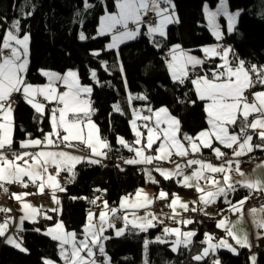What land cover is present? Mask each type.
Masks as SVG:
<instances>
[{
	"label": "snow or ice",
	"instance_id": "6c2138e0",
	"mask_svg": "<svg viewBox=\"0 0 264 264\" xmlns=\"http://www.w3.org/2000/svg\"><path fill=\"white\" fill-rule=\"evenodd\" d=\"M82 3L86 10L94 7L89 0H82ZM243 11H230L229 0H219L215 10L205 3L203 12L207 28L216 43L201 46L198 50L171 42L169 26L181 22L174 0H109L104 14L99 17L96 35L88 36L81 31L78 36L81 41L110 37L111 42L106 49L115 50L118 58L121 45L147 38L153 48L163 53L162 60L171 81L186 88L182 93L183 98L178 96L174 103L195 106L199 102L202 105L206 127L196 134H189L183 131L181 119L169 106L153 108L147 93H129V105L139 100L148 102V106L132 108L130 125L134 141L129 143L124 137H117V143L122 148L134 153L132 157L124 159L125 164L156 165L151 171L145 168L149 182L158 183L152 176V171H156L165 180L180 178L177 180L179 186L194 189L199 194L197 200L191 202L194 205L191 208L188 202L172 194L167 206L171 209L169 218L175 224L186 227L196 222L182 218L179 210L201 211L211 216L206 210L221 200L228 205L221 213L227 211L238 217L233 221L221 215L216 227L225 233L224 237L217 239L204 233L202 243L206 246L192 256L197 264L216 256L221 249L233 255H239L240 249H247L252 253L248 257L250 264H258V255L252 252L250 233L244 227V205L254 194L264 192V162L256 166V174H246L241 168V158L257 149L264 152V62L245 59L232 45L222 43L225 32L219 23L220 17L225 18L227 34L231 35L237 32L238 19ZM28 15L31 13H25V16ZM260 15L264 17V10ZM30 43L31 35L23 31L21 19L13 20L0 37V190L7 194L8 185L36 189L35 192L11 193L10 198L19 203V211L22 212L18 223L9 215L12 211L10 208L0 207V213L5 214L0 222V238L22 253L28 252L23 238L18 235L25 231V221L38 224L40 218L53 220L48 212L62 214L57 193L66 192L67 188L60 182L61 173H67L68 183H73L77 165L100 164L101 159H106L108 152L112 151V145L93 120L97 111L93 107V87L82 84L77 69H67L63 73L38 69L46 82H31ZM196 51L202 55L195 54ZM91 55L99 57L101 52L94 50ZM100 65L109 75L118 71L127 87L126 70L119 59L117 65L111 67L105 60H101ZM150 72L151 68L146 66L145 74ZM90 79L96 85L103 86L95 69L90 70ZM21 100L34 110L36 115L33 118L38 124L48 120L50 131L38 128L41 137L33 138L31 133H26V138L17 143L14 135L19 125L14 113ZM112 107L116 113L125 114L119 103ZM254 136L259 143H253ZM81 145L90 150L88 156L73 154L83 150ZM204 149L210 150L220 163L202 158ZM226 150H231V153ZM173 157L185 162H176ZM160 163H173L175 167L161 168ZM186 169L192 170L189 173ZM239 189H246L248 195L234 203L229 197ZM46 190L57 207L44 209L28 202L29 196L44 195ZM100 199L97 196L89 200L90 204L101 210L98 214L88 211L81 233L68 230L63 220H56L43 231L44 236L58 243L59 258L63 264H113L106 251V242L113 238L106 235L109 229L114 230L118 238L133 230L147 233L163 223L157 215L147 211L154 198L149 197L143 189L137 190L134 197L121 198L118 207L110 206L107 200L98 205ZM157 199L169 200V193L161 190ZM141 210H145L144 215L139 214ZM248 214L255 228L260 230L255 233L256 239H264V204L252 207ZM117 221L122 223L121 227H117ZM14 224L15 234H9ZM32 230L41 231L40 228ZM195 237V230L184 231L181 227L165 226L154 241H144L145 256L150 243L170 244L171 251L176 253L181 248L190 250ZM43 264L55 262L44 259ZM144 264H148L147 259ZM211 264H221L219 257L212 259Z\"/></svg>",
	"mask_w": 264,
	"mask_h": 264
},
{
	"label": "trees",
	"instance_id": "16d2710c",
	"mask_svg": "<svg viewBox=\"0 0 264 264\" xmlns=\"http://www.w3.org/2000/svg\"><path fill=\"white\" fill-rule=\"evenodd\" d=\"M89 2L94 7L86 10L82 0H0V37L4 28L15 19H21L23 31L31 35L29 75L31 82L40 84L44 81L38 69L61 73L67 69H77L81 74L82 84L93 87V107L97 109L93 120L112 145V151L108 152L106 164L77 166L75 181L63 183L67 191L59 193L62 206L60 218L68 230H74L78 234L85 225L89 207L87 199L73 200L71 197H86L91 200L99 196L101 199L97 202L101 205L103 200H107L110 206H116L122 196L133 194L140 188H148L155 195L161 190L169 193V200H162L164 205L165 202H170L172 194H177L181 198L192 197L194 194L192 190L179 186L175 180H165L154 172L152 176L158 183H151L142 167L123 163L124 158H130L132 153L117 143V137H124L129 143L134 139L129 127L131 114L127 92L147 93L153 108L169 106L181 119L183 131L189 134H196L206 127L205 113L199 102L195 106L174 103L178 96L183 98L182 93L186 88L177 86L171 81L162 60L163 53L153 48L147 38L121 45L119 58L115 50L106 49L109 37H97L86 41L78 39L81 31L88 36L96 35L99 17L104 14V8L109 0H104L103 3L101 0H89ZM218 2L219 0H174L181 22L169 26L171 42L180 43L183 47L194 50L213 43L214 37L205 27L203 5L207 3L210 8H215ZM236 9L244 10L238 19L237 32L227 34L224 20L221 19L225 32L223 42L232 45L245 59L264 62V17L260 15L264 10V0H229V10ZM25 13L31 15L25 16ZM94 50H99L101 55L92 56L91 52ZM195 54L201 53L196 51ZM118 59L126 70L124 76L128 82L127 87L118 71H113L109 75L100 65V61L105 60L111 67L117 65ZM146 66L151 68L149 74H145ZM91 69L97 71L103 86L96 85L90 79ZM115 103L121 105L124 115L114 111L112 105ZM35 115L34 110L21 100L14 113L19 125L14 135L17 143L26 138V133H31L33 138L41 137L42 133L38 128H43L45 132L49 131L48 120L45 119L42 124H38L33 118ZM21 128L23 130H20ZM20 188L18 185L10 186V190L18 191ZM96 189L101 191L97 192ZM247 195L246 190L239 189L231 195V199L236 202ZM163 205L158 208L164 210ZM185 214L196 221L183 228L197 232L190 250L181 248L173 253L170 244L150 243L145 256L144 241L146 239L154 241L161 235V226L149 229L147 233L128 231L118 238L115 237L113 230L109 229L106 235H111L113 238L106 242V251L112 258L113 264H144L145 259L148 260V264H197L192 256L204 247L202 243L204 233L209 232L214 236L219 234L215 225L216 215L206 216L201 211ZM50 222L43 220L38 224H24L25 231L21 237L24 247L28 249L27 253L3 244L0 239V264H43L44 259L61 262L58 243L44 236L42 232L32 230L43 229V226ZM121 226L122 223L117 221V227ZM239 252V255H233L229 251L222 250L218 251L217 257L221 264H250L248 250L240 249ZM257 255L258 264H264V253L259 252ZM200 264H211V262L207 258Z\"/></svg>",
	"mask_w": 264,
	"mask_h": 264
},
{
	"label": "crops",
	"instance_id": "0c3cea01",
	"mask_svg": "<svg viewBox=\"0 0 264 264\" xmlns=\"http://www.w3.org/2000/svg\"><path fill=\"white\" fill-rule=\"evenodd\" d=\"M216 8V7H215ZM206 19V18H205ZM224 20V19H223ZM225 21V20H224ZM225 24V23H224ZM205 27L207 28V20H206V23H205ZM208 29V28H207ZM226 30H227V26H226ZM222 31H223V28H222ZM111 42V40H110V37H109V43ZM216 43V41H215V38H214V42L213 43H211V44H209V45H213V44H215ZM222 43H224L223 41H222ZM200 55H202V53L200 54ZM63 73V72H62ZM46 81L44 80L42 83H45ZM41 84V83H40ZM129 94V92H127V95ZM132 95H138V93H131ZM148 106V104H146V102L145 101H139V100H134L133 102H132V104L130 105V114H131V112H132V108H146ZM130 120H131V115H130V119H129V127H130V130H131V125H130ZM139 123V122H138ZM49 131H50V129H49ZM142 131H146V130H143L142 129ZM131 133H132V131H131ZM132 135H133V137H134V134L132 133ZM134 139H135V137H134ZM134 139H133V141H134ZM260 141L254 136V140H253V143H259ZM83 150L82 151H76V152H74L73 154H75V155H81V156H88L89 154H90V150H88V149H86V148H84V146L83 145H81L80 146ZM63 150H65V151H71L70 149H63ZM226 151H228L229 153H231V150H226ZM134 155V153H132V156ZM249 155H253L254 157H255V159L253 160V162H252V166H251V170H250V172L249 173H246V174H256V173H254V169H256V166L258 165V164H260V163H262V162H264V152H262V151H260V150H255L253 153H250ZM131 156V157H132ZM211 157H213L212 156V154H211V152H210V150H208V149H204L203 150V157L202 158H205V159H211ZM246 157V156H245ZM189 158H201V157H189ZM99 159V158H98ZM125 159V158H124ZM173 159L176 161V162H179V163H181V164H183L184 162L183 161H181V158H178V157H173ZM105 159H101V163L104 161ZM178 160V161H177ZM123 163H124V161H123ZM125 164V163H124ZM83 166V165H87V166H90L91 164H87V163H82V164H79V165H77V166ZM76 166V167H77ZM138 166H140V167H142L143 169H144V171H145V168H147L148 170H152L156 165H148V166H144V165H138ZM159 167H161V168H168V169H172V168H174L175 167V164H173V163H160L159 164ZM191 170L192 169H186V171H188L189 173L191 172ZM152 172H154V173H156V174H158L159 175V173L158 172H156V171H152ZM67 173H66V175H63V172L61 173V177H60V182H61V184L63 185V183L64 182H68V180H67ZM180 178H174L173 180H175L176 182H177V180H179ZM178 184V183H177ZM179 185V184H178ZM10 186L11 185H8L7 187L9 188V192L6 194V193H4L2 190H0V207H7V206H3V205H5V203H7V202H12L10 205H11V207H12V211H11V213L9 214L11 217H13L14 218V220L18 223V220H19V217L22 215V212H20L19 211V208H20V205H19V203L18 202H16L14 199H12V198H10V196H11V193H20V192H24V191H27V192H35L36 191V189L34 188V187H29L28 189H24V188H20V190H18V191H15V190H10ZM20 187V186H19ZM184 188V187H183ZM185 189H188V190H192L193 191V196L192 197H188V198H185V197H180L181 198V200L183 201V202H188L189 203V207L191 208V207H193L194 205H192V201H194V200H197V198H198V196H199V194L198 193H196L195 192V190L194 189H191V188H185ZM244 190H246V189H244ZM247 191V190H246ZM144 192L145 193H147V195H149V197H152V198H154V202L156 201V200H160V199H157V197H158V194L157 195H155V194H153V193H151L150 191H148V190H144ZM248 192V191H247ZM260 195H262L263 197H264V192H262V193H259ZM44 195H47V198H46V200H39V199H37V197L39 196V195H33V196H29L28 198H27V200H28V202H30V203H32L34 206H37V207H42V208H44V209H50V208H54V207H57L55 204H53L52 203V201H51V198H50V193L46 190V193L44 194ZM57 195H58V197L60 198V200H61V196H60V194L59 193H57ZM43 196V195H42ZM123 198V197H122ZM230 199H231V196L229 197ZM121 200V199H120ZM120 200H119V202H120ZM162 201V200H161ZM235 203V202H234ZM169 204V202H165V204L163 205V207H165V209L164 210H162L161 208H160V210H158V211H153L152 210V206H153V204H152V206L149 208V209H147V211H151L152 213H154L155 215H157L158 217H159V215H164V222H166V225L168 226H172V225H174L173 224V222H171L168 218H169V215H168V211L170 210V208L167 206ZM261 204H264V202L263 203H261ZM261 204L260 205H258L257 207H259V206H261ZM118 205H119V203H118ZM118 205H116V206H113V207H118ZM215 208H221V209H227V207H228V205H226V204H224L223 202H222V200L221 201H217V203L215 204V205H213ZM7 208H9V207H7ZM89 210H91L92 212H94V213H99V211L101 210H98V211H94V210H92V209H88V211ZM249 210L250 209H246V208H244V227H245V229L250 233V240H251V242H252V244H253V247L254 246H258V245H263L264 244V239H256V236H255V233L257 232V231H260V230H258V229H256L255 228V226H254V224L252 223V220H251V217H250V215L248 214L249 213ZM88 211H87V213H88ZM165 212V213H164ZM189 212H191V211H189ZM48 215H51L52 217H53V220H51V222L50 223H47V224H45L44 226H43V229L44 230H46L47 229V227H50V226H52L54 223H55V221L56 220H61V218H60V215H58L57 213H54V212H48L47 213ZM139 214L140 215H144L145 214V210H141L140 212H139ZM212 215L211 216H213L214 214L213 213H211ZM215 215H216V223H217V221H218V219H220L221 218V215L220 214H217V213H215ZM218 215V216H217ZM223 216H225V214H222ZM87 216V215H86ZM5 218V214H3V213H0V222H2L3 221V219ZM189 218V217H188ZM238 217L237 216H234L233 215V218L231 219V220H233V221H235L236 219H237ZM190 219V218H189ZM44 219L43 218H40V221L39 222H41V221H43ZM167 221H170V222H167ZM120 222V221H119ZM25 223H30V222H28V221H25ZM24 223V224H25ZM86 223V222H85ZM164 225V224H163ZM166 225H164L163 227H165ZM216 225V224H215ZM14 226V231H15V224L13 225ZM163 227L161 226V233L160 234H162V229H163ZM217 228V227H216ZM42 229V230H43ZM41 230V231H42ZM218 232H219V234L216 236V237H221L222 235L224 236V232L223 231H221V230H219L218 229ZM217 232V233H218ZM23 233V232H22ZM22 233H19L18 235H22ZM113 233H114V230H113ZM14 234H15V232H14ZM211 235H213L212 233H211ZM214 236V235H213ZM2 241H3V238H0ZM169 239H173V238H169ZM231 242V241H230ZM3 244H5L4 242H3ZM7 245V244H6ZM9 246H11V245H9ZM222 250H224V249H221L220 251H222ZM225 251H227V250H225ZM61 262H63L62 260H61ZM55 263H57V264H60L59 262H55Z\"/></svg>",
	"mask_w": 264,
	"mask_h": 264
},
{
	"label": "built area",
	"instance_id": "2783aa9c",
	"mask_svg": "<svg viewBox=\"0 0 264 264\" xmlns=\"http://www.w3.org/2000/svg\"><path fill=\"white\" fill-rule=\"evenodd\" d=\"M229 158H231V155L229 156ZM253 159H254V156H252V155H249V156H246L244 158L243 157L241 158V160L243 161L242 164H241V168H242L243 171H245L247 173L250 172ZM211 160H212V162H214L216 164L220 163V161L215 160L214 157H211ZM181 161H184V160L181 159ZM46 198H47V195H43V196L39 195L37 197V199H39V200H46ZM86 202L89 204V206L92 209H94V210L99 209L97 206L90 204L89 203V199H87ZM263 202H264V197L262 195H260L259 193H257V194H254L252 196V198L248 200V202L244 205V208L251 209L252 207H257L258 205H260ZM159 205H160V202H158V201L155 202L154 205H153V209L156 211V209H158ZM7 207H9L12 210L11 205L7 204ZM206 211L209 212V213H217L218 212V214H220V215L225 214V216H228L230 219L233 218V215L231 213H229L227 211H223V213H221V211L216 210L213 205L211 207H209ZM11 233H14V226H12L9 229V234H11ZM252 252H255V253L263 252L264 253V244L263 245L254 246L252 248ZM248 253L250 255L252 254L249 251H248ZM215 258H216V256H210L209 257V261L211 262V260L215 259Z\"/></svg>",
	"mask_w": 264,
	"mask_h": 264
},
{
	"label": "rangeland",
	"instance_id": "374dc122",
	"mask_svg": "<svg viewBox=\"0 0 264 264\" xmlns=\"http://www.w3.org/2000/svg\"><path fill=\"white\" fill-rule=\"evenodd\" d=\"M219 3V2H218ZM218 5V4H217ZM212 10H215V8H211ZM221 19H224L225 21H224V25H225V27L227 26V21H226V19L225 18H223V17H220L219 18V23L221 24V28H222V22H221ZM109 43V42H108ZM89 86V85H88ZM106 164V163H105ZM134 194L135 193H133V194H127V195H124V196H122V197H125V196H132V197H134ZM149 196V195H148ZM121 197V198H122ZM152 209H153V206H152ZM158 210H160L159 208L158 209H156V211H158ZM180 212H181V216H182V218H184V219H189L188 218V216L185 214L186 212H183L182 210H179ZM165 213V212H164ZM168 213V215H169V217L171 216V209L167 212ZM181 217H177V219H180ZM159 219L161 220V221H163V223H161V224H158V226H164V225H166V222H164V215H159ZM171 222H173V220L172 219H170V218H168ZM219 220V219H218ZM170 221H167V222H170ZM218 222V221H217ZM164 224V225H163ZM173 224L174 225H172L171 227H181L182 228V230H184V231H188V230H185V229H183L185 226H183V225H178V224H175L174 222H173ZM167 226V225H166ZM169 226V225H168ZM218 229V228H217ZM42 230V229H41ZM220 230V229H219ZM43 231H44V229L42 230V231H40V232H42L43 233ZM222 231V230H221ZM207 233H209V232H207ZM210 234V233H209ZM224 236H225V233H224ZM223 235L221 236V237H224ZM216 237V236H215ZM221 237H216L217 239H219V238H221ZM174 239V238H173ZM206 245H204V247H205ZM218 251H220V250H218ZM218 251H217V253H218ZM216 253V254H217ZM55 264H57V263H55Z\"/></svg>",
	"mask_w": 264,
	"mask_h": 264
},
{
	"label": "bare ground",
	"instance_id": "6f19581e",
	"mask_svg": "<svg viewBox=\"0 0 264 264\" xmlns=\"http://www.w3.org/2000/svg\"><path fill=\"white\" fill-rule=\"evenodd\" d=\"M222 28H223V26H222ZM225 29H226V27H225ZM227 31V30H226ZM105 161H107V158L105 159ZM140 189H143V190H148V191H150L151 193H153V191L152 190H150V189H148V188H140ZM154 194V193H153ZM12 202H7V203H5V205H3V206H7V204H11ZM97 204L98 205H101V203H99V202H97Z\"/></svg>",
	"mask_w": 264,
	"mask_h": 264
}]
</instances>
